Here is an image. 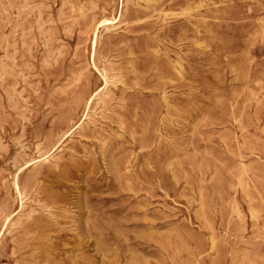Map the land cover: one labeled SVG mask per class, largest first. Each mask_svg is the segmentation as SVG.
Here are the masks:
<instances>
[{
  "label": "rangeland",
  "instance_id": "374dc122",
  "mask_svg": "<svg viewBox=\"0 0 264 264\" xmlns=\"http://www.w3.org/2000/svg\"><path fill=\"white\" fill-rule=\"evenodd\" d=\"M0 264H264V0H0Z\"/></svg>",
  "mask_w": 264,
  "mask_h": 264
},
{
  "label": "bare ground",
  "instance_id": "6f19581e",
  "mask_svg": "<svg viewBox=\"0 0 264 264\" xmlns=\"http://www.w3.org/2000/svg\"><path fill=\"white\" fill-rule=\"evenodd\" d=\"M58 10V9H57ZM114 19H112V20H104L103 21V23H104V25H108V24H111V22H114L113 21ZM111 25H113V23L111 24ZM95 29H96V27H95ZM47 42V41H46ZM94 46V45H93ZM4 57V56H3ZM94 59V51H93V54H92V60ZM93 66V65H92ZM103 75H104V73H103ZM78 76V75H77ZM106 76V75H105ZM79 77V76H78ZM110 78V77H109ZM77 80V79H76ZM108 81V80H107ZM106 81V79H105V85H107V82ZM75 82V81H74ZM69 85H70V83H69ZM65 86V85H64ZM68 86V85H67ZM66 86V87H67ZM71 86V85H70ZM65 88V87H64ZM68 88V87H67ZM104 88V87H103ZM96 96V95H95ZM92 98V97H91ZM88 99L87 100V96L83 99V108H85L86 110L88 109V107H89V105H90V103H91V101H92V99ZM101 101V100H100ZM99 101V102H100ZM98 102V101H97ZM71 125V124H70ZM70 125H68L64 130H63V133L65 134L68 130H69V126ZM250 151V150H249ZM125 183V182H124ZM17 194V193H16ZM211 245V244H210ZM211 246H213V245H211Z\"/></svg>",
  "mask_w": 264,
  "mask_h": 264
}]
</instances>
